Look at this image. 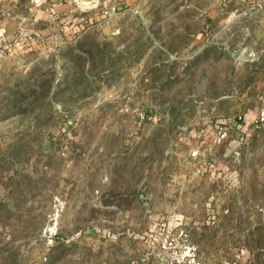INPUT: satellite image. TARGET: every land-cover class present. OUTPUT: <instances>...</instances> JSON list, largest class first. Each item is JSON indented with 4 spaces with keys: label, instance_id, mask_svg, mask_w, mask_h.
Instances as JSON below:
<instances>
[{
    "label": "rangeland",
    "instance_id": "1",
    "mask_svg": "<svg viewBox=\"0 0 264 264\" xmlns=\"http://www.w3.org/2000/svg\"><path fill=\"white\" fill-rule=\"evenodd\" d=\"M251 1L0 0V264H264Z\"/></svg>",
    "mask_w": 264,
    "mask_h": 264
},
{
    "label": "built area",
    "instance_id": "2",
    "mask_svg": "<svg viewBox=\"0 0 264 264\" xmlns=\"http://www.w3.org/2000/svg\"><path fill=\"white\" fill-rule=\"evenodd\" d=\"M251 12L253 11H261L264 9V0H254L251 3L250 7ZM141 118H143V115H141ZM252 125L254 128H261L264 127V99L262 101V105L258 109L255 117L252 120ZM226 127H220L216 133L215 142H220L225 136H226ZM193 154H196V152H193ZM186 253L189 256V261L199 264L198 260L195 257V247L194 246H186Z\"/></svg>",
    "mask_w": 264,
    "mask_h": 264
},
{
    "label": "crops",
    "instance_id": "3",
    "mask_svg": "<svg viewBox=\"0 0 264 264\" xmlns=\"http://www.w3.org/2000/svg\"><path fill=\"white\" fill-rule=\"evenodd\" d=\"M254 1V0H253ZM253 1H251L250 3H252ZM251 7V5H250ZM254 13H256V18H258V22H260L259 26H261L264 29V10L261 11H253V12H248V14L253 15Z\"/></svg>",
    "mask_w": 264,
    "mask_h": 264
}]
</instances>
